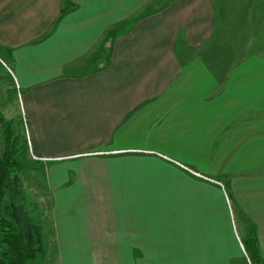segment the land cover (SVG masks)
<instances>
[{
	"label": "crops",
	"instance_id": "0c3cea01",
	"mask_svg": "<svg viewBox=\"0 0 264 264\" xmlns=\"http://www.w3.org/2000/svg\"><path fill=\"white\" fill-rule=\"evenodd\" d=\"M256 2L0 0L49 264H264Z\"/></svg>",
	"mask_w": 264,
	"mask_h": 264
},
{
	"label": "trees",
	"instance_id": "16d2710c",
	"mask_svg": "<svg viewBox=\"0 0 264 264\" xmlns=\"http://www.w3.org/2000/svg\"><path fill=\"white\" fill-rule=\"evenodd\" d=\"M4 123L5 121H1ZM0 122V124H1ZM10 128V124L7 122ZM0 154V264H27L45 258L48 234L33 208L25 203L21 142L10 129L3 131ZM36 209V208H35Z\"/></svg>",
	"mask_w": 264,
	"mask_h": 264
},
{
	"label": "rangeland",
	"instance_id": "374dc122",
	"mask_svg": "<svg viewBox=\"0 0 264 264\" xmlns=\"http://www.w3.org/2000/svg\"><path fill=\"white\" fill-rule=\"evenodd\" d=\"M254 1L260 2L261 5L264 8V0H254ZM1 73H2V68H0V76L2 75ZM6 80H8L7 79V75H6ZM8 98H9L8 99L9 100L8 104H10L9 105V110L10 111L8 113H6L7 116H5V117H6L7 120H9V124L11 126L10 128H11L12 132L14 134H18L20 139H21L22 122H21V117H20L19 102H18V99H17L16 95H13L12 92L8 95ZM2 114H5V112L1 113V111H0V116H3ZM0 121H3V119L1 117H0ZM10 128L8 127V129H10ZM1 131L2 130H0V154L3 151V137H2V132ZM20 142H21V140H20ZM28 162H29L30 166L34 165V164H31L32 161H28ZM24 190H25V203L24 204H26V206L30 208V203L32 201H34L36 199V197L32 196V194L30 193V189L25 184H24ZM27 264H49V261H48L47 256L45 258L38 257L36 259V261L28 262Z\"/></svg>",
	"mask_w": 264,
	"mask_h": 264
},
{
	"label": "flooded vegetation",
	"instance_id": "af4514ba",
	"mask_svg": "<svg viewBox=\"0 0 264 264\" xmlns=\"http://www.w3.org/2000/svg\"><path fill=\"white\" fill-rule=\"evenodd\" d=\"M0 130H2L1 132L3 133V131L8 130V126H7V122H4L0 124Z\"/></svg>",
	"mask_w": 264,
	"mask_h": 264
}]
</instances>
